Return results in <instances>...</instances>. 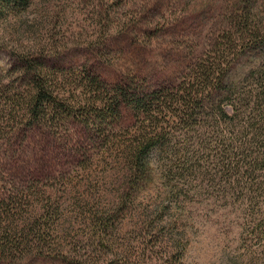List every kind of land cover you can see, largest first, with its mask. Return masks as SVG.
I'll use <instances>...</instances> for the list:
<instances>
[{"label":"rangeland","instance_id":"obj_1","mask_svg":"<svg viewBox=\"0 0 264 264\" xmlns=\"http://www.w3.org/2000/svg\"><path fill=\"white\" fill-rule=\"evenodd\" d=\"M243 3L264 18V0L0 9V264H264V37L239 39L229 17ZM204 75L209 96L194 110L154 119L156 107L124 105L103 136L64 114H27L38 80L68 101L88 98L95 77L174 102ZM150 122L164 145L132 185L122 149Z\"/></svg>","mask_w":264,"mask_h":264},{"label":"trees","instance_id":"obj_2","mask_svg":"<svg viewBox=\"0 0 264 264\" xmlns=\"http://www.w3.org/2000/svg\"><path fill=\"white\" fill-rule=\"evenodd\" d=\"M28 2L29 0H0V9L3 11L11 9L22 10L28 5ZM247 5L243 3V6L246 8H239V11L243 12L241 16L232 14L229 17L231 18L230 23L233 24V28L238 30L237 33L240 34L238 37L241 41L264 37V18H260L249 12ZM260 33L263 35L259 36ZM209 79H212V77L204 75L197 82L188 84L184 93L177 91V100H174V102L170 101L173 99L169 98L164 90H154L141 94L136 93L134 90L131 91L127 86L117 85L112 91L102 89L99 84L100 82L95 77H91L86 81V87H90L91 90L88 98L68 101L67 98L59 96L60 93L55 91L47 81L38 80L34 84V94L28 104L29 109L27 110V114L29 115V119L35 120L38 118V114L42 112V118L52 121L60 116V114H64L66 115V120L69 118L70 120L79 119V124H85V128L103 136L107 130L113 128L111 125H114L115 121L121 120L124 105L130 106V109H133L139 115L145 112H152V108L156 107L157 113L153 116L154 119H158V117L164 119L166 117V109L168 107L172 108V106L179 109L194 110L203 98L209 96V93L208 95L204 94L207 88H202ZM74 109L79 111L78 114L74 112ZM175 115H169V118L172 119L174 117L179 119V116ZM233 117L235 118V116ZM149 124V127L147 126L141 131L138 138L122 149L125 154V163L128 167L127 174L134 178L132 185L138 184L139 180H147L151 171L147 155L153 149L161 153L162 145H164L165 132L160 122L153 124L150 122ZM163 171V178L167 180L173 175L171 167ZM26 237L27 235L25 234L23 240L26 243L21 241L23 245L17 244L21 252L30 248V246H27L28 240ZM5 240L3 238L0 239V259L3 255L5 256L7 251V242ZM86 261L82 262L85 263ZM79 262L81 263L80 260Z\"/></svg>","mask_w":264,"mask_h":264}]
</instances>
